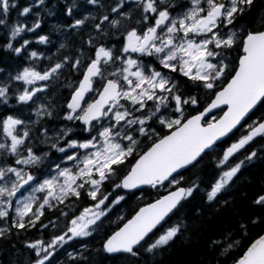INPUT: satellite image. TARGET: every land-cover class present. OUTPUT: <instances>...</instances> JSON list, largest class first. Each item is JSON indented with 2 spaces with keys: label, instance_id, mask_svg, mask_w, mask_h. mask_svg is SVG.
Here are the masks:
<instances>
[{
  "label": "snow or ice",
  "instance_id": "6c2138e0",
  "mask_svg": "<svg viewBox=\"0 0 264 264\" xmlns=\"http://www.w3.org/2000/svg\"><path fill=\"white\" fill-rule=\"evenodd\" d=\"M256 5L84 0L80 9L64 0L71 23L53 27L78 43L45 57L28 50L32 40L17 41L40 29V13L25 6L18 15L34 14L31 26L9 25L17 2L0 0L3 49L27 53L11 71L0 67V239L50 232L21 241L17 264H59L61 250L87 264L82 238L96 237L110 257L139 264L142 253L189 239L197 222L218 259L264 264V230L248 239L264 226V174L251 196L238 183L264 164V9L257 17ZM35 41L51 43L47 34ZM132 197V212L113 220ZM237 198L253 214L220 215ZM210 217L219 229L207 226ZM75 243L81 250L67 251Z\"/></svg>",
  "mask_w": 264,
  "mask_h": 264
},
{
  "label": "trees",
  "instance_id": "16d2710c",
  "mask_svg": "<svg viewBox=\"0 0 264 264\" xmlns=\"http://www.w3.org/2000/svg\"><path fill=\"white\" fill-rule=\"evenodd\" d=\"M26 0H16L17 7L10 10L9 18L7 23L9 25L16 22L26 23L31 26V18H36L34 15L30 14L27 16H16V13L20 12L24 6ZM68 3H71L72 0H67ZM77 6L80 9L84 7V0H76ZM40 17L42 18V23L40 29L36 30V33H27L25 32L23 36L26 35V38L32 39L33 43L29 47V51L36 50L38 52H43L44 56L56 54V49L59 47L61 42H66L69 46L75 43H78V38H73L71 35H66L65 28L61 27V30L57 32L54 29V25H66L71 23V19L66 17L64 9V0H45L43 6L40 7ZM47 9V11L45 10ZM261 9H264V0H257L255 15L258 17ZM51 12L52 15H48V12ZM3 18V17H0ZM251 18V17H250ZM249 18V19H250ZM6 28L4 25H0V67H5L8 71H11L17 64L23 63L24 55L17 57L11 52H5L2 45L6 43ZM40 34H47L50 36L51 43L47 45H42L36 43L35 37ZM20 38H17L19 41ZM22 42V39H20ZM15 43V42H14ZM18 46V44H17ZM67 50V49H66ZM66 50H62L66 51ZM12 100L10 103H14ZM35 116H32V119ZM47 150V149H45ZM264 174V164L260 162H255L253 166H250L249 169L244 172V175L241 178V181L238 182L241 184V191H246L251 196L252 193L256 192L260 185L261 175ZM239 197V194H237ZM135 198H127V203L122 202L120 208L113 214L112 219L116 218V215L124 214L128 215L132 212L133 207L135 206ZM253 209L248 206L247 201L240 200L237 198L235 201V207L230 210V212H223L220 215L229 217V219H239L240 217L235 216V213H240L242 215H252ZM206 215H210L206 213ZM189 219L192 220L191 216V206L188 208ZM175 219V218H174ZM209 228L215 227L216 229L220 228V223L217 217H210L207 222ZM196 227L190 228V238L184 239L181 237L171 244L170 247L166 248L163 252L157 253L155 256L149 253H142L139 264H231V257L225 259L224 257H219V250L213 251L210 246L206 244L207 236L211 232H205L203 228L199 226L197 222ZM2 226V225H0ZM229 227H234V223L230 224ZM264 230V226H259L250 229L249 238L255 237L257 234H261ZM41 236L47 240L49 239L50 232H41L36 230H30L28 233L22 234L19 240L13 239L11 243L0 239V264H17L18 261V252L23 251L21 248V241L26 239L41 238ZM214 238H218L215 236ZM82 241L88 245L87 250L84 251V256L88 257L87 264H123V258L121 257H110L108 254L104 253L100 249L101 238L96 237L95 239L91 238H82ZM248 241L245 240L244 243ZM15 245V247H13ZM74 249V251H80L79 243L73 244L67 249ZM238 253L233 252V256ZM59 264H73L71 260L67 257L66 252L63 250L60 251L57 256Z\"/></svg>",
  "mask_w": 264,
  "mask_h": 264
},
{
  "label": "rangeland",
  "instance_id": "374dc122",
  "mask_svg": "<svg viewBox=\"0 0 264 264\" xmlns=\"http://www.w3.org/2000/svg\"><path fill=\"white\" fill-rule=\"evenodd\" d=\"M33 4H35V3H31V5H33Z\"/></svg>",
  "mask_w": 264,
  "mask_h": 264
}]
</instances>
